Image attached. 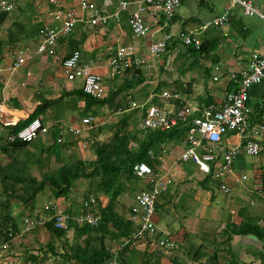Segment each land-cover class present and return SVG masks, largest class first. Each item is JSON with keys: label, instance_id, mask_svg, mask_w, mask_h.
<instances>
[{"label": "crops", "instance_id": "0c3cea01", "mask_svg": "<svg viewBox=\"0 0 264 264\" xmlns=\"http://www.w3.org/2000/svg\"><path fill=\"white\" fill-rule=\"evenodd\" d=\"M122 1L127 2L124 10L120 8ZM139 1L96 0L98 9L107 16L106 23L103 26H91L85 22H78L68 36L58 41L57 49L64 56L77 48L82 54L83 62L91 63L93 72L102 77L106 94L123 78L124 72L114 77L109 75L108 62L119 47L130 46L137 55L144 56L149 53L151 42L167 38L165 52L153 56L148 66L141 67L143 80L135 87L139 98L130 102L147 101L148 104L163 107L169 113H175L176 110L189 106L194 111L192 114H197L202 112L206 105H222L226 95L232 91L230 86L233 79L230 74L245 69L252 53L264 54V0H251L252 5L262 16L246 15L243 7L232 0H180V5L171 20L165 19L158 9L146 13L144 16L150 29L149 33L144 36H134L127 19L137 8ZM41 5H43L42 1L39 3L26 1L24 4H19L0 25V32L2 31L0 33V137L6 134L5 119H10L13 124L23 121L42 100L50 101L49 107L38 116L43 124L49 126L50 132L30 143L27 149L31 148L32 152L34 148L52 143L51 131L54 129L58 132L69 126L81 129L79 136L64 135L61 142L65 149L71 147L74 141L91 134L90 130L80 122L83 117L81 111L84 108V101L80 96L72 94L74 90L82 89V80L67 78L58 61L53 57L37 53L35 44L29 45V42H34L38 31V29L34 31V28H39V21L42 18ZM71 6L78 14L82 13L76 3ZM55 7L50 5L51 9ZM226 10L229 11L227 25L223 27L204 25L205 21ZM57 21L55 20V23ZM181 33L200 39L204 45L202 52L192 46H185L179 37ZM74 44H76L75 48H73ZM20 48L30 51L31 57L23 67L11 72L8 69L12 60L11 54L15 49ZM163 91L177 94V97L166 99L161 96ZM263 97L262 84L250 87L249 102L252 108L250 122L253 126L264 127V107L260 106ZM154 98L158 99L159 104L151 102ZM140 113L143 112L138 110L135 116L139 117ZM95 126L98 125L94 123ZM247 136L254 137L252 131H249ZM256 138L261 142L263 148L261 152L264 153V129L257 133ZM244 140L243 137L229 132L223 138V145L224 147L240 145L241 153ZM82 141H79L78 146L87 142L85 139ZM185 148L184 145L178 144L166 145L160 157L163 163L160 169L162 172L158 173V175L167 173L171 183L166 194L157 200L159 207L154 215L158 229L157 237H164L174 246L160 247L152 245L151 238H136L125 255L124 264H143L145 252L151 261L158 264H206L215 247H220L218 254L220 264H261L255 253L261 250L262 243L255 237L234 235L227 245L219 243L224 239L221 231L227 223L239 225L249 221L258 227H264V209L256 208L257 206L264 208V160L260 166H257L245 162L244 155L240 154L233 164V175L228 179L232 191L230 194H223L216 188L208 191L200 187L199 182L206 173L198 164L192 163L188 170L184 169L179 157ZM3 159L4 154L0 153V163L6 162ZM94 159L95 155L89 160ZM245 168L252 169V180L249 183L242 178L245 175L240 174ZM77 182L74 194L83 191L85 195L84 185L80 187L81 183L77 184ZM138 184L135 185L126 179L122 180V192L118 197L121 206L124 204L129 208L134 207L135 195L143 189L150 188L144 180ZM44 198L46 218L43 216V221L38 220V217L42 216L34 205L36 211L34 218L27 214L33 212L25 213L24 208L17 206L19 202L11 207L10 212L18 226V231L11 238L7 254L0 255V263L2 259H6L17 264H34L30 257L36 254L39 256L36 260L37 264H67L62 260L60 253L67 250V244H72L73 228L62 238L49 236L45 239V243L33 241L28 233L39 228L37 225H42L44 228L43 223L52 217L55 207L63 209L66 213L79 214L78 212L82 211V203L78 201L77 205L74 203L71 205V200H75L72 196L70 199ZM106 201L100 199L102 205H105ZM96 210L94 206V211ZM24 219H28L30 224H26ZM211 223L213 226L209 225ZM192 238L197 240V248L193 256L191 255L193 250H188ZM34 243H37V246H34ZM48 243L54 245L58 255L54 256L48 248ZM109 245L112 252L118 249V245L114 242H109ZM212 245L210 252L209 247ZM115 248L117 249L114 250Z\"/></svg>", "mask_w": 264, "mask_h": 264}, {"label": "built area", "instance_id": "2783aa9c", "mask_svg": "<svg viewBox=\"0 0 264 264\" xmlns=\"http://www.w3.org/2000/svg\"><path fill=\"white\" fill-rule=\"evenodd\" d=\"M26 1L39 3L42 1L47 8L41 9L42 18L39 21V28L35 36L36 52L42 56L53 57L58 61L69 79L79 78L82 80V90L86 94L102 98L106 95L102 77L93 72L90 62H83L81 52L76 49L68 56H64L58 49L59 39L68 36L78 22H85L91 26H103L106 23L107 16L103 15L98 9L96 0H0V13H11L19 4ZM243 7L246 15H260L259 11L252 5L251 0H232ZM77 4L78 9L82 12L78 14L73 8ZM50 5H55L54 9ZM180 0H140L137 8L132 11L127 19L131 33L134 36H144L149 33L150 29L145 20V14L158 9L162 16L170 20L177 8ZM127 2H120V8L126 9ZM229 11L217 15L207 21L205 26L223 27L227 25ZM55 20L57 21L55 23ZM185 46H192L198 49L201 45L200 39L196 36L181 33L179 35ZM166 39L160 38L154 40L149 45V53L141 56L137 55L135 50L130 46L119 47L113 57L110 58L109 75L116 76L122 74L125 70L148 66L149 60L153 56L163 54L166 50ZM31 53L27 49H15L11 54V64L8 69L13 72L21 67L30 59ZM231 79L237 82V88L226 95L222 105L216 106L209 104L204 106L200 116H195L191 120V127L185 136L187 144L185 150L180 154L179 161L186 162L191 160L198 164L200 169L208 173L211 165L214 167V177L220 179V184L216 190L223 194H230L232 189L228 179L233 175V164L240 154V145L224 147L223 138L229 132H233L245 138L242 151L245 154L255 156L262 151V144L256 138L257 133L264 129L263 125L253 126L250 122L252 108L249 104V89L256 84L264 86V54L252 53L248 59L245 69L240 72H232ZM161 96L169 99L177 97V94H170L163 91ZM260 106L264 107V97ZM131 109H138L144 113L140 121L141 129L150 130H168L174 127L178 120L185 115H190L194 111L189 106H184L175 114L169 113L163 107L148 104L147 101L130 102ZM1 119V117H0ZM7 120V121H6ZM5 126L13 125L10 119H5ZM86 129L91 130L94 127V117L84 115L81 120ZM252 131L253 136H247ZM50 132L49 126L42 123L40 118L31 121L27 126L16 133L9 135L10 141H22L31 143L38 137L47 135ZM81 129L79 127L69 126L62 128L58 132L57 141L61 142L64 135L71 134L79 136ZM203 140L206 145L203 146ZM86 147V142L83 143ZM202 150V151H200ZM200 151V152H199ZM150 155L151 151L148 152ZM136 177L144 180L149 185V189H143L135 195L136 205L132 207L131 220L138 226V231L134 238L143 237L151 238V244L165 248H172L174 244L158 236V229L154 222L155 205L159 196L165 192L171 183L167 175L155 174L146 162L135 164L133 168ZM246 179V176L242 177ZM95 204V198L89 196L82 201V212L80 214H70L60 208L55 207L52 215L55 228L69 230V221L78 225L95 226L99 217L97 214L89 212L88 209ZM26 224H30L28 219H24ZM10 237L13 234L9 232ZM134 239V241H135ZM10 242L0 244V255H6L9 251ZM0 264H17L12 260L2 259ZM106 264H118L113 257Z\"/></svg>", "mask_w": 264, "mask_h": 264}, {"label": "trees", "instance_id": "16d2710c", "mask_svg": "<svg viewBox=\"0 0 264 264\" xmlns=\"http://www.w3.org/2000/svg\"><path fill=\"white\" fill-rule=\"evenodd\" d=\"M8 14L7 12L0 13V25ZM37 29L38 27H35L34 31ZM75 46L76 44L73 48ZM203 48L204 45L201 43L198 51L201 53ZM141 69V67H137L125 70L122 81L118 85H114L102 98L86 94L82 89L72 92L84 101V108L81 111L82 116L92 114L95 117L99 114V110L105 106L111 108L114 113L121 111L122 114L121 118L110 128L112 135L107 141H101L97 138V132L103 130L102 127L95 126L90 130L94 138V141H92L94 160L72 156L69 163L62 164L53 170L43 171L41 178L38 179L27 172L25 162L14 156H18L20 153L34 156L36 149L41 154H56L58 156L60 150L64 148L63 142L57 141V129L51 131L52 143L34 148L31 154L27 149L30 143L8 139L9 135L27 126L49 107L50 101L46 99L42 100L25 120L6 127V134L0 137V153L8 156L6 162L0 163L1 194L4 197L0 201V244L11 241L12 237H10L9 232L14 235L18 231V226L10 212V200H15L23 204L24 207L30 206L33 208V201L37 194L43 192L46 186H49L53 199H70L76 182L84 179L88 182L89 188L83 195V199H88L89 195L95 198V204L88 211L97 214L99 220L95 226L78 225L73 221H69L70 229L73 228L74 232L73 242L72 244L65 243L68 245L67 250L60 253V256L67 264H106L113 256H116L118 264H124L125 255L139 228L131 220L132 208L128 207L125 210V207L119 204L118 197L122 192V180L126 179L138 185L142 180L135 176L133 168L135 164L140 162H146L152 171L157 174L162 166L160 157L163 155L165 146L178 144L186 147L185 136L191 127V120L201 114L199 112L185 115L178 120L174 127L168 130L141 129L140 121L144 113H140V116L136 117L138 110L130 108V101L139 98L135 87L143 80ZM230 87L232 91L235 90L237 82L232 80ZM151 102L159 104L156 98ZM203 144L206 145L205 140H203ZM149 151H151V155L148 153ZM192 163L195 162L191 160L183 162L184 169L188 170L189 165ZM220 182V179L214 177V167L211 165L209 172L205 174L199 184L202 189L213 191L214 188H218ZM164 194H166V191L159 198ZM100 195L106 198L105 205L101 204ZM73 203V200H71V205ZM94 206L97 209L96 211H94ZM158 207V202H156L155 210ZM43 224L44 228L58 239L64 237L70 230L55 228L51 217ZM234 235H253L262 243L261 250L255 253V257L257 256L262 264L264 258V227H258L249 221H244L239 225L227 223L221 231V236L224 239L219 244L227 245ZM109 242L117 244L118 249L112 252ZM48 248L54 256L58 255L53 244L48 243ZM219 251L220 247H215L206 264H220L218 260ZM144 255L146 257L143 264H158V262L151 261L146 252ZM30 258L34 261V264H37L38 255H31Z\"/></svg>", "mask_w": 264, "mask_h": 264}, {"label": "rangeland", "instance_id": "374dc122", "mask_svg": "<svg viewBox=\"0 0 264 264\" xmlns=\"http://www.w3.org/2000/svg\"><path fill=\"white\" fill-rule=\"evenodd\" d=\"M41 7L42 8H47V5H41ZM42 8H40V9H42ZM0 33H2V31ZM34 43H35V41L33 43L29 42V45H33ZM99 112H100L99 115L95 117L96 120H95L94 123L96 125H98L99 127H102L103 130H101L100 132H97L98 133L97 134L98 135L97 138L100 139L101 141H107L112 135L110 128L121 118L122 114L118 113V112L114 113L111 110V108H108L106 106L102 107ZM84 139L87 140V142H88V143L86 142V147L83 146L82 144H81L82 146H78V143L80 145V142L82 140H84ZM92 141H94L93 135H91V134H89V136L86 135L85 138H80L78 141L77 140L74 141L73 144H71L72 145L71 147H68L66 149L62 148L60 150L58 156H56V154H46V153H42L41 154V153H39L38 149L35 150L34 156L27 155L26 153H20L18 156L17 155H14V156L18 157L21 161L26 163L27 172L31 173L36 178L40 179L41 178V173L43 171L53 170V169L58 168L61 165V163L69 162L72 156H77V157H79L81 159H87V160H89L90 158H93L94 154H93V150H92V144H93ZM76 142H77V144H76ZM28 151H29L30 154L32 153V149L31 148H29ZM86 151H87L88 154L86 153ZM88 151H90V152H88ZM240 154L244 155V159H245L244 161L245 162L254 163L257 166L258 165L260 166L261 163L264 160V153H262V152H260V154L255 155V156H251V155L245 154L244 152H241ZM7 157L8 156L5 155L3 160L7 161L8 160ZM162 166H163V163H162ZM160 172H162V171H160ZM240 174L241 175H245L247 177L246 178V182L247 183H249L252 180V169L245 168V169L242 170V172ZM166 175H167V173H166ZM77 184H80V187L82 185H84L83 188H85V190H86L85 192H87V190H88V182L86 180H83V179L79 180L77 182ZM72 191L73 192H72L71 196L75 198V200H73L74 204L77 205L78 201H80L82 203V201L84 200L82 198V195H83L84 192L82 191V192L74 194V189ZM89 196H92V195H89ZM44 197L52 198L49 186H46L44 191L41 192L40 194H38L36 196L35 200L33 201L34 208L39 210L38 212L42 216V217H40V216L38 217L39 218L38 220H41V221H43V219L46 218V216L44 215V212H46L45 211V207L46 206L44 204V201H45ZM99 197H100L101 201H103V202L106 201L104 196L100 195ZM2 199H4V197L1 194V185H0V201ZM16 202L17 201H15V200H10V206L13 208L14 203H16ZM17 204H18L17 206L19 208H22V209L24 208L23 210H24L25 213L29 212V211L33 212L32 213L33 215L27 213L28 215H30L29 217H32V218L35 217V215H36L35 212L36 211L34 210V208L32 209L30 206H25L24 207V205L21 204V203H17ZM46 205H47V203H46ZM122 205L124 206V204H122ZM11 207H10V210H12ZM124 207H125V210H126V208H128L126 206H124ZM256 208L261 209V210L264 209L263 207L261 208L260 206H257ZM43 216H44V218H43ZM212 224L213 223H211L209 225L213 226ZM37 226L39 228L29 232L28 236L31 237V239L33 241L35 240V241H39V243H45L46 242L45 239L48 238L49 236H52V235L45 228H43L42 225H37ZM212 230H213V228H212ZM196 242H197V240L192 238L191 242L189 243L188 250L189 251L193 250L191 252L192 256H193V253H194L195 249L197 248ZM34 246H37V243H34ZM211 247H213V245L209 247L210 252H211ZM117 248H118V246H117ZM117 248H115L114 250H116Z\"/></svg>", "mask_w": 264, "mask_h": 264}, {"label": "water", "instance_id": "95a60500", "mask_svg": "<svg viewBox=\"0 0 264 264\" xmlns=\"http://www.w3.org/2000/svg\"><path fill=\"white\" fill-rule=\"evenodd\" d=\"M252 237H255V236H253V235H251Z\"/></svg>", "mask_w": 264, "mask_h": 264}]
</instances>
